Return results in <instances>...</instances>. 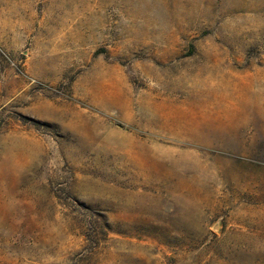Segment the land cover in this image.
<instances>
[{
	"label": "rangeland",
	"instance_id": "obj_1",
	"mask_svg": "<svg viewBox=\"0 0 264 264\" xmlns=\"http://www.w3.org/2000/svg\"><path fill=\"white\" fill-rule=\"evenodd\" d=\"M0 264H264V0H0Z\"/></svg>",
	"mask_w": 264,
	"mask_h": 264
}]
</instances>
